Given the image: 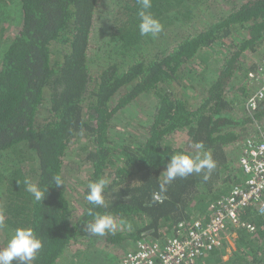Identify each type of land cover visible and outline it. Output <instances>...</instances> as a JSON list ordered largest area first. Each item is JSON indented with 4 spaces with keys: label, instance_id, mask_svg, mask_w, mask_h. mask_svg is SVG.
<instances>
[{
    "label": "trees",
    "instance_id": "trees-1",
    "mask_svg": "<svg viewBox=\"0 0 264 264\" xmlns=\"http://www.w3.org/2000/svg\"><path fill=\"white\" fill-rule=\"evenodd\" d=\"M102 2L0 0V37L17 28L0 42V244L6 247L15 229L31 228L42 242L32 264H66L73 248L97 239L86 230L96 214L134 220L128 233L108 232L105 241L136 247L165 241L182 222L208 218L211 204L242 178L230 153L264 120V104L252 113L241 108L264 61L246 65L264 49V0H152L149 11L163 25L155 37L139 33L138 0H115L104 29L107 44L92 52ZM214 47L222 51L220 64L193 72L190 65ZM239 75L246 81L236 87ZM231 88L236 95L229 98ZM186 89H199V100L190 103ZM144 96L155 103L144 136L123 142L115 116ZM183 130L184 147L168 143ZM78 141L89 166L81 207L63 175ZM197 142L215 167L177 177L162 200L154 199L170 158L194 154ZM54 176L63 185L55 186ZM100 178L109 181L107 207L85 199L89 182ZM26 179L47 189L41 202L26 191ZM241 218L253 230H235L229 264H262L264 216L247 208Z\"/></svg>",
    "mask_w": 264,
    "mask_h": 264
},
{
    "label": "built area",
    "instance_id": "built-area-1",
    "mask_svg": "<svg viewBox=\"0 0 264 264\" xmlns=\"http://www.w3.org/2000/svg\"><path fill=\"white\" fill-rule=\"evenodd\" d=\"M261 103L264 104V61L251 75L245 109L252 113ZM239 147L240 183L211 204L208 218L178 224L165 241L139 243L114 264H200L214 251L223 249L228 235L236 229L252 231L241 214L252 208L264 216V123H256Z\"/></svg>",
    "mask_w": 264,
    "mask_h": 264
},
{
    "label": "rangeland",
    "instance_id": "rangeland-1",
    "mask_svg": "<svg viewBox=\"0 0 264 264\" xmlns=\"http://www.w3.org/2000/svg\"><path fill=\"white\" fill-rule=\"evenodd\" d=\"M240 2L244 0H238ZM221 3H223L221 1ZM115 5V0H103L99 11H98V20L95 31L93 33V38H92V46L93 49L92 52L96 51L97 48L100 46H104L107 44V39L108 36L107 34L104 33V29L107 28V23L109 24V13L110 9L112 6ZM220 2L218 3V8L217 6L214 8V14H218L219 12V6ZM224 5V4H223ZM2 29V27H0ZM5 32L4 37H0V42L4 43L6 37H12L16 32L17 28H12L7 27ZM222 51L217 48H213L211 50H208L205 52V59H200L198 61H195L192 65H190L189 68L192 69L193 72L195 70L197 71V67H202L203 65L207 64L209 67L213 68L215 66H218L220 64L219 59L222 56ZM264 58V49L258 53L257 55H251L250 59L249 56L247 57V62L246 65H250L251 63L254 62H260L261 59ZM199 65V66H198ZM192 74L194 75V73ZM242 75H239L238 78L236 79V87H240L241 84L245 83L246 79L242 80ZM189 85V83L187 84ZM179 88V93H181L183 90ZM197 90H188L186 89V93L189 97L190 103L197 102L199 100L198 96V91ZM250 90L248 91V93ZM236 95L235 89L231 88L228 92V97H234ZM248 97V95H247ZM242 99V107L245 105V101L247 99ZM155 106V103L152 99L148 98V96H144L138 100V102L131 104V106L125 108L123 111L119 112L114 119V125L116 126V131L121 138L123 142H132L133 140L131 139L132 137H136V139H141L144 136V131L142 129V125L144 122L148 121L152 110ZM240 109V108H239ZM264 123V120H263ZM81 141H78L77 143H74L71 148L68 151V158L66 162V168L63 172L64 179H65V185L67 187L68 191H71V197L75 202H77V206L82 205V193L85 189L86 186V181L88 178V173H89V166L86 165L83 162V156L81 154L80 150V144ZM168 143H170L173 147L175 148H181L184 147L187 143V136H186V131L183 130L180 133L176 134L175 137H171L168 140ZM240 153V147H237L230 153L231 158L235 159V168L239 170L238 166V157ZM200 214L195 213L193 218L200 217ZM117 223L121 219H115ZM126 221L127 224L131 225V229L137 225L134 220L130 219H123ZM130 230H128L126 227H119L115 233H123L126 234ZM106 232L103 236L97 235V239L92 240L91 242H84L83 244H80L73 248L70 253V257L68 260H66V264H114L117 262L119 259H121L127 252L133 251L136 248V243H133L132 241H123L119 245H110L106 244L105 238H106ZM235 233L229 234L227 237V240L225 241L224 244V250L217 254V256L209 259L207 263H205L206 259H202L201 261L205 264H220V261L218 260L220 258L223 259V262L225 264H229V259H230V254L231 250L230 247L233 245L234 246V237ZM171 236V235H169ZM2 238V235H0V240ZM149 241V239H147ZM1 244H0V250H2ZM259 258V257H258ZM257 258V259H258ZM262 258V257H260ZM259 258V259H260ZM221 259V260H222ZM264 259V257H263ZM222 264V263H221ZM264 264V262L262 263Z\"/></svg>",
    "mask_w": 264,
    "mask_h": 264
},
{
    "label": "clouds",
    "instance_id": "clouds-1",
    "mask_svg": "<svg viewBox=\"0 0 264 264\" xmlns=\"http://www.w3.org/2000/svg\"><path fill=\"white\" fill-rule=\"evenodd\" d=\"M140 8L137 12L139 18V33L141 36L155 37L163 31L161 22L153 16L149 11L152 7V0H138ZM197 151L194 154H175L166 164V170L163 171V178L159 184V193H154V199L162 200V193L167 191L166 185H169L174 179L186 178L192 173H200L202 169H207L209 172L215 167V162L212 159L210 152H202L204 145L202 142H197L192 145ZM207 178V177H205ZM54 185L59 187L63 185L60 176L53 177ZM26 191L33 198L41 202L47 189H41L36 183L30 180L24 181ZM109 181L100 178L95 182H89L88 192L85 199L92 205L97 207H107L103 192ZM3 226V217L0 216V227ZM126 227L131 230V225L121 219L119 223L111 214H96L92 222L88 223L86 230L90 235L103 236L106 232L115 233L119 227ZM42 247V242L31 228H17L7 246L0 250V264H11L13 260L18 261V264H32L36 259L37 253Z\"/></svg>",
    "mask_w": 264,
    "mask_h": 264
},
{
    "label": "crops",
    "instance_id": "crops-1",
    "mask_svg": "<svg viewBox=\"0 0 264 264\" xmlns=\"http://www.w3.org/2000/svg\"><path fill=\"white\" fill-rule=\"evenodd\" d=\"M241 175H242V174H241ZM241 177H242V176H241ZM234 233H235L234 237H236V232H234ZM226 240H227V239H226ZM226 240H225V241H226ZM234 240H235V239H234ZM224 244H225V243H224ZM223 249H224V248H223ZM222 260H223V259H222Z\"/></svg>",
    "mask_w": 264,
    "mask_h": 264
}]
</instances>
